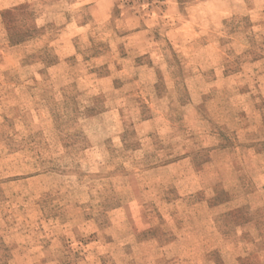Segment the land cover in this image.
<instances>
[{"label": "rangeland", "instance_id": "1", "mask_svg": "<svg viewBox=\"0 0 264 264\" xmlns=\"http://www.w3.org/2000/svg\"><path fill=\"white\" fill-rule=\"evenodd\" d=\"M0 264H264V0H0Z\"/></svg>", "mask_w": 264, "mask_h": 264}]
</instances>
